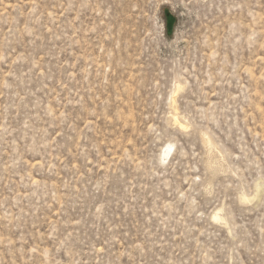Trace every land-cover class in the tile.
Instances as JSON below:
<instances>
[{
    "label": "rangeland",
    "instance_id": "374dc122",
    "mask_svg": "<svg viewBox=\"0 0 264 264\" xmlns=\"http://www.w3.org/2000/svg\"><path fill=\"white\" fill-rule=\"evenodd\" d=\"M0 264H264V0H0Z\"/></svg>",
    "mask_w": 264,
    "mask_h": 264
},
{
    "label": "bare ground",
    "instance_id": "6f19581e",
    "mask_svg": "<svg viewBox=\"0 0 264 264\" xmlns=\"http://www.w3.org/2000/svg\"><path fill=\"white\" fill-rule=\"evenodd\" d=\"M174 122L176 123V124H178L180 127H182L183 126V124L177 119V118H174ZM169 151H170V147L169 148H165V150L163 151V158L165 159V157H167L168 156V154H169ZM163 159V160H164Z\"/></svg>",
    "mask_w": 264,
    "mask_h": 264
}]
</instances>
